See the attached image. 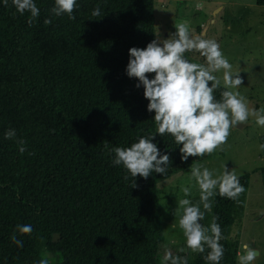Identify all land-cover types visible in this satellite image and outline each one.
<instances>
[{
	"label": "trees",
	"instance_id": "1",
	"mask_svg": "<svg viewBox=\"0 0 264 264\" xmlns=\"http://www.w3.org/2000/svg\"><path fill=\"white\" fill-rule=\"evenodd\" d=\"M53 2L36 0L31 22L11 0L0 4V264H36L55 242L52 264H160L159 182L210 155L181 161L173 138L157 134L170 154L164 175L137 176L134 186L111 163L108 149L155 133L143 89L124 69L130 47L156 38V0H77L73 18L51 13ZM9 128L16 136L6 139ZM239 179L247 189L250 175ZM237 199L213 198L208 224L216 216L224 238ZM17 224L33 228L17 233L22 247L10 239ZM172 254L206 264V252L184 242Z\"/></svg>",
	"mask_w": 264,
	"mask_h": 264
},
{
	"label": "clouds",
	"instance_id": "2",
	"mask_svg": "<svg viewBox=\"0 0 264 264\" xmlns=\"http://www.w3.org/2000/svg\"><path fill=\"white\" fill-rule=\"evenodd\" d=\"M7 6L9 0H0ZM15 11L21 15L29 13V22L40 14L36 0H11ZM77 0H54L50 11L55 16L67 14L73 18V9L78 8ZM101 15L99 7L91 10V16ZM45 20V23H49ZM175 31L168 38L152 39L143 48L130 47L125 74L135 78V87L143 89V97L147 100L146 110L154 113L155 133L141 135L128 146H115L108 149L111 163L122 166L135 178H148L159 173L164 175L169 166L170 154L161 149L156 140L158 134L163 138L169 134L178 148L181 161L191 157H202L212 153L223 144L230 128L245 124L249 117H255L258 126H264V109H250L247 98L238 91L242 80L239 72L232 70V64L223 54L215 39L193 36L184 22L174 24ZM186 52H197L203 57V63H194L185 57ZM221 73L220 76L214 73ZM154 74V75H146ZM223 86L219 98L215 90ZM16 136V130L5 131L6 139ZM21 152L24 151L23 141H19ZM264 148V145H261ZM189 182L198 188L199 198L193 202L189 197L191 189L182 186L183 197L176 200L172 214L179 209L178 224L184 237V245L193 252L205 253L206 264H220L224 257V238L218 218L213 216L208 225L202 223L205 212L210 210L215 196L237 199L244 191L237 173L226 164L222 171L214 175L213 171L199 161L188 166ZM31 224H17L10 236L18 247L23 241L17 239V233L30 234ZM184 249L181 248L180 251ZM207 250V251H206ZM259 250L250 243L240 245L237 253V264H253L259 256ZM36 264H49L47 254ZM160 264H188L186 256L173 255L165 249Z\"/></svg>",
	"mask_w": 264,
	"mask_h": 264
},
{
	"label": "rangeland",
	"instance_id": "3",
	"mask_svg": "<svg viewBox=\"0 0 264 264\" xmlns=\"http://www.w3.org/2000/svg\"><path fill=\"white\" fill-rule=\"evenodd\" d=\"M211 16L208 34L202 35ZM155 20L158 38H168L175 31L174 24L184 22L193 36L215 39L232 70L239 72L242 84L238 91L247 98L249 108L264 109V6L258 5L257 0H156ZM185 57L194 63L204 62L197 52H186ZM261 145H264V126L256 125L255 117L250 116L245 124L230 128L227 140L199 161L214 175L222 171L224 164L239 177L250 175L249 187L239 194L228 233L222 239L226 250L223 260L229 264H237V253L245 242L259 250L253 264H264V148ZM188 177L187 169L159 182L164 233L162 256L165 249L172 252L184 242L182 230L173 227L178 224L179 209L175 216L172 214L176 200L183 197L181 187H190L189 198L194 203L199 198L198 188ZM201 210L204 211L202 206ZM209 211H204V225H208ZM61 245L55 242L47 247L49 264Z\"/></svg>",
	"mask_w": 264,
	"mask_h": 264
},
{
	"label": "water",
	"instance_id": "4",
	"mask_svg": "<svg viewBox=\"0 0 264 264\" xmlns=\"http://www.w3.org/2000/svg\"><path fill=\"white\" fill-rule=\"evenodd\" d=\"M212 21H213V16H211V17L207 20V22H206V24H205V27L202 29V35H207V34H208V31H209V29H210V27H211Z\"/></svg>",
	"mask_w": 264,
	"mask_h": 264
}]
</instances>
